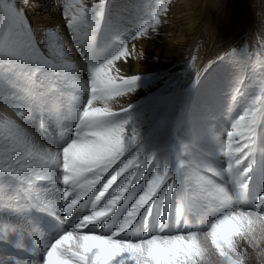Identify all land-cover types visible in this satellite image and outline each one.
Here are the masks:
<instances>
[{"label":"snow or ice","instance_id":"1","mask_svg":"<svg viewBox=\"0 0 264 264\" xmlns=\"http://www.w3.org/2000/svg\"><path fill=\"white\" fill-rule=\"evenodd\" d=\"M106 5L64 0L73 52L52 30L38 43L25 10L0 0V102L9 110L0 112V264H264V191L250 198L264 157V82L230 130L209 127L207 147L192 152L182 114L197 72L174 131L156 143L152 126L141 131L143 108L112 102L152 82L118 62L133 58L129 44L161 25L169 4L159 0L111 54L97 43ZM168 140L188 148L183 158L170 155ZM149 166L146 185L127 195ZM3 249L14 251L4 258Z\"/></svg>","mask_w":264,"mask_h":264},{"label":"rangeland","instance_id":"2","mask_svg":"<svg viewBox=\"0 0 264 264\" xmlns=\"http://www.w3.org/2000/svg\"><path fill=\"white\" fill-rule=\"evenodd\" d=\"M59 1L61 3L52 0L42 7L35 0H27L22 7L41 45L51 38L39 31L51 25L66 24L64 0ZM125 1L107 0L102 24H107V17L110 24H124L134 35L151 18L150 2L133 5L131 0ZM176 1L169 4V11L162 17L161 25L149 29L148 35L140 38L144 43L145 58L155 64L153 74L163 79L164 93L162 101L147 105L149 120L146 125L152 126L155 142L164 143L175 129L177 110L183 101L182 91L192 85L197 72H203L199 83L189 94L182 119L186 122L187 138L198 148H206L208 128L211 127L216 133L230 130L231 123L243 114V109L251 97L258 94L264 82V0ZM164 2L169 3L167 0ZM185 3L195 6V9L189 10V7L183 5ZM186 9L189 10L188 14L179 17ZM107 31L112 30L108 28ZM57 34L61 43L71 51L75 50L72 47L71 31ZM100 38L110 54L112 48L107 45L108 41L99 33L98 40ZM135 42L137 49L142 48ZM225 53L229 55L219 60L218 57ZM118 67L121 72L124 69L131 70L132 62L127 66L126 63L118 62ZM83 77H86L85 73L80 74V79L84 81ZM0 105L1 112L9 111L3 102ZM60 135L62 137L64 133H53L52 138L56 143ZM168 143L173 157L183 158L188 151V148L171 140ZM151 147L157 145L150 142ZM198 148L190 151L196 152ZM261 191H264V157H261L254 172L250 198L254 200ZM156 214H153L154 227ZM250 264L259 262L253 259Z\"/></svg>","mask_w":264,"mask_h":264},{"label":"bare ground","instance_id":"3","mask_svg":"<svg viewBox=\"0 0 264 264\" xmlns=\"http://www.w3.org/2000/svg\"><path fill=\"white\" fill-rule=\"evenodd\" d=\"M26 1L27 0H15V2L17 3V5L19 7H23V5H24V3ZM35 1L38 2V3H40L42 7H44L45 4H49L52 0H35ZM129 1L130 0H126L125 3L126 2H129ZM131 1L133 2V5H139L141 3L145 4L146 2L149 1L150 3H149L148 6H149V8H151L152 12L154 10V7L156 6V4H154V3L155 2H157V3L159 2V0H131ZM174 1H176V0H167V2H169L168 4H170V3L174 2ZM180 1L181 0H177L176 2H180ZM10 2H11V0H10ZM56 3H61V2L59 0H56ZM183 5L189 7V10H191V9L194 10L195 9V6L191 5L190 3L189 4L185 3ZM52 9H54V8H52ZM189 10L186 9V10L182 11V15H180V16L178 15V16L181 17L183 15L188 14V11ZM175 11H177L176 6H175ZM177 13L178 12H176V14ZM145 16H146V14H145ZM248 20H250V19H248ZM106 22H107L106 25L105 24H102L101 25V29H100V32L99 33L102 34L103 35V38L108 41L107 42V45L109 44L111 46L110 47V48H112V50L110 52V54H111V53L115 52L119 48L120 41L127 40L128 38H130L132 36V32L124 24H117V23L110 24L108 22L107 17H106ZM107 27L110 30H112V31H110V32L107 31V29H108ZM49 30H52V31H54L56 33H60L62 31H64V32H69L70 31L66 27V24H62V26L51 25L49 27H46L45 30L39 31V33H43L44 36L46 35L48 37ZM35 36H36V38L38 37L37 35H35ZM42 41H43V39L40 40V42H42ZM136 41H137V43H139V45L142 48L137 49L135 47V52L133 54V58H129L127 60V62H123V63H126V66L128 65V63H131L132 62V68H131V70L124 69L122 71V73L125 74V75H133V74L146 75V76H148L152 80V82L149 83L147 86H143V87L139 88L136 92H134V93H132V94L126 96V97L118 98L116 101L112 102V106L116 110H119V106H121V105L126 106L127 104L131 103L133 105H136L137 106V109L143 108V115L140 118L141 131H143L144 130V127L146 126V124H147V122L149 120V115H148V113L146 111L147 105L150 102L158 101V98L164 95V93H163V79L162 78L161 79H156V77L159 76V75L158 74H153V70H154V65L155 64L153 62H151V61H148L145 58V51L143 50L144 43H143L142 39H138ZM97 43H98V46L99 47H105V44H104V41H103L102 38H100L97 41ZM133 44L136 45V42L135 41H132L129 44V47L131 48ZM72 51L75 52V50H72ZM83 78H84V80L86 79V77H83ZM79 82L82 83L83 80L80 79ZM69 91H70V93L79 92L78 89L72 88L71 86L69 87ZM79 94L81 96H83V93L82 92H79ZM0 112H1V105H0ZM60 137H61V135H60ZM60 137L58 139H59L60 143H62V140L60 139ZM58 139H57V143H59L58 142ZM187 139L190 141V149H197L198 148L196 144L192 143V141H191L190 138H187ZM151 148H154V147H151ZM133 154H134V152L129 153L125 157V159L131 158V156ZM153 171L154 170H153V168L151 166H149L147 169H145L144 170V174H143V178L140 180V182L138 184L134 185L133 189H131L130 192H129V194H127V195L131 196V195H134L135 193L139 192V190L143 186L146 185V181L151 178V174L153 173ZM81 203L83 204V202H81ZM90 206H91V202H89V204L86 205L85 207L78 206L77 211H76V213H74V217L72 218L73 221H69V223H73L74 220H75V218L78 215L85 214L86 211L88 210V208H90ZM160 212H162V205H160L158 203L153 208V214L154 213H157L158 214ZM152 224H153V221H152ZM65 227H67V225H65ZM136 229L138 230V232H136V230H135V231H133V232L130 233V236L132 238L138 237L140 235V233H141V229L139 227H137ZM49 234L50 235H55L54 233L53 234L52 233H49ZM13 251L14 250H12V249H3V252L5 254L4 258H6V255L7 254L12 253Z\"/></svg>","mask_w":264,"mask_h":264}]
</instances>
